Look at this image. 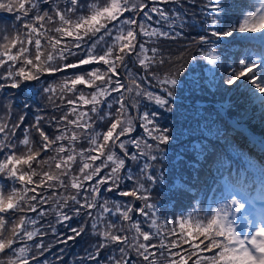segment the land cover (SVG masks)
Wrapping results in <instances>:
<instances>
[{
    "label": "snow or ice",
    "instance_id": "snow-or-ice-1",
    "mask_svg": "<svg viewBox=\"0 0 264 264\" xmlns=\"http://www.w3.org/2000/svg\"><path fill=\"white\" fill-rule=\"evenodd\" d=\"M167 4L175 7L166 10L161 6ZM178 7H183L178 0H90L86 4L81 0H0V9L16 12V20L23 21L14 34L0 29V94L6 87L16 89L23 82L34 81L33 96L42 92L55 112L67 109L58 118L48 119V126L56 129L54 135L44 131V117L39 115L34 124L22 128L23 139L19 140L17 130L25 116L17 123H0V264H31L36 259L33 247L41 253L50 250L35 240L46 227L62 236L56 225L41 224L50 214H54L57 225L65 226L74 217L88 218L85 224L71 228L74 235L67 237L74 240L86 226L101 237L96 251H89L82 259H95L100 250L116 245L107 264H189L190 260L192 264H264V166L247 157L246 169L231 172L235 184H229L227 175L224 178L229 193L235 189L247 195L255 186L256 196L247 203L231 195L230 200L225 197L210 209L208 216L181 215L167 231L156 228L151 232L142 227L140 217L150 228L157 225V205L149 202L150 190L140 177L150 184L163 182V170L154 175L151 162L163 159L162 146L170 136L169 130L157 123L158 112H141V101L129 105L125 93L135 90L148 103L172 111L174 92L170 89L178 86V79H161L151 71L160 53L147 45L154 38L183 35L181 30L189 21ZM205 7L208 11L202 9L203 15L212 17L210 27L223 23L222 0H208ZM233 33L254 43L257 50L245 52L238 65L230 63L224 83L246 87L252 103L264 114V0L226 31L213 28L211 35L216 41L212 43ZM209 42L207 36L198 38V43ZM70 57L78 59L68 63ZM205 59L215 64L218 57L208 54ZM129 60L138 61L145 74H133ZM80 66L93 67L59 81L47 79ZM120 69L127 73L129 83L121 81ZM149 77L163 95L149 90L151 82L148 88L137 82ZM191 78L199 83V77ZM212 84L215 86L214 80ZM133 109L135 117L130 115ZM135 121L141 135L133 137ZM105 123L106 130H98ZM33 127L39 136L36 141L29 138ZM193 148L201 149V145L194 144ZM260 148L264 151V143ZM129 161L140 165V177L133 173ZM229 166L226 159L217 165L221 171ZM249 172L254 174L252 180ZM126 181L132 186L122 190ZM102 189L133 199H113L109 206V200L101 196ZM136 201L143 203L136 207Z\"/></svg>",
    "mask_w": 264,
    "mask_h": 264
},
{
    "label": "trees",
    "instance_id": "trees-1",
    "mask_svg": "<svg viewBox=\"0 0 264 264\" xmlns=\"http://www.w3.org/2000/svg\"><path fill=\"white\" fill-rule=\"evenodd\" d=\"M2 2H7V0H2ZM88 2H90V0H81V3L86 4ZM178 3L182 4L183 7H178L177 10L186 13L187 20L194 18L197 20L198 25L205 24L204 20L207 17L203 15L202 9L205 10V5H207L208 0H178ZM222 4L224 7L223 16H225L221 28L222 31H225V27L228 28L231 26L230 24L226 25L229 20L236 22L238 19H241L243 14H246L249 11V6H252L254 7L253 9H255L254 2L251 3L250 0H222ZM48 7L49 5H42V8ZM166 7L173 8L175 5L168 4ZM16 15V12L9 13L6 10L0 9V29H3L8 34H14L17 30L21 29L23 21H17ZM183 31L184 34L181 37H176L175 39L159 38L148 44L151 46L154 42L153 46L156 47L160 53L157 57V63L153 66L151 71H154L161 79L165 76H174L178 80L186 79L189 76L199 77L200 87H195V96L179 95L173 91V97H175V99L171 105L172 109H194L196 107L194 102L201 100L220 103L223 101L224 96L228 94L227 97H225L229 99L227 105L228 115L237 119H242L243 117H247L252 109V111L257 112V119L254 122H251L253 118L247 119V127L252 133L254 129L255 131L264 134V114L261 113V110L257 105L252 103V98L247 90L240 91V89H238L235 90V92H232L231 90L238 88V86H226L224 83L227 80L230 71L228 64L225 65L224 59L227 57L231 59L233 64L238 65L239 59H241L242 55L240 49L233 48L225 50L223 54H226V56L223 57V61L220 64V77L216 81L217 88L212 91L211 86L206 84L205 77L201 74L203 72L202 62L196 57L197 55L195 56L198 46L203 45L198 43V38L200 36H207L209 38L210 36L206 35L204 32H196L195 24L192 25L190 22L185 25ZM208 31L210 30L208 29ZM194 35H196V37ZM233 35L235 36L237 34L233 33ZM234 43H238L236 46H245L249 50H257L248 43H242L239 41ZM161 58L164 59L163 64L159 63ZM77 59V57H70L68 63H73ZM195 62L196 66L194 67L193 65H195ZM93 66H80L76 69H66L64 72L57 73L47 79L49 82L52 80L59 81L64 76L83 73L90 70ZM129 68L133 74H145L142 67L138 64V61L129 60ZM177 69H180V71L177 72ZM119 71L121 72V81L123 83H129L130 81L127 79V73H125L123 69H120ZM2 74L3 70L0 69V75ZM137 82L145 88V82L143 80H138ZM146 82H148V84L151 82L153 86L155 85V81L152 77H149ZM36 83L37 82L34 81L23 82L20 87L16 89L6 87L3 90V94H0V123H17L21 116L26 117L24 124L21 125V129L17 130L18 140L23 139L22 128L34 124L37 115L44 117V120L41 122V127L45 132L50 135L57 134L55 127L50 128L47 121L52 116L58 118L63 114V111L67 110L65 108L60 112L53 111L42 92L33 96L32 91L34 90ZM239 83L240 82H238V84ZM133 94L134 91L132 93H125L129 105L134 104ZM113 95L115 96L116 94L113 93ZM26 105L28 106L26 107ZM200 108L203 118L208 119L213 115V124L216 125L222 123V125H220L221 128H214L215 132L212 136L199 134L201 133L199 128H202L204 124H202L199 116L194 113L180 114L179 112L176 113L171 111V113L165 114L164 112H161V127L167 128L170 136L169 142L162 147L164 149H169L170 155L165 160L158 159L155 161L157 165L160 166V169L163 170L164 180L162 183L158 182L151 186L149 196L151 197V203H161L162 214L168 215V219L171 221L170 223L175 221L176 217L180 215V208L182 209L186 207L188 209V204L192 203L191 201L193 200V197L198 195L204 187H207L206 184L212 174H215L216 176L227 175L229 180H234L231 176V169L233 162L236 161L242 148L251 151V153L253 152L249 146H246L248 140L244 139V132L234 129L228 123L225 116L221 115L212 104H209L208 106H200ZM114 110L115 108L113 107V111ZM9 113L11 114L9 115ZM130 115L132 117L136 116L134 109L130 110ZM135 123L139 125L138 121H135ZM210 125L211 124H206V127L208 128ZM107 126L108 123L102 124V128L98 130H106ZM29 138L33 141L39 139L38 133L34 127L30 129ZM193 141L201 143L204 150V154L195 162L197 167H190L188 164L189 160L194 159L192 152L187 149L182 150L184 149L185 144H189ZM82 146L86 148L88 145L87 143H84ZM78 147H81V145L78 144ZM21 150L23 151V148H21ZM176 151L184 152L186 159L178 160L173 164L172 158ZM253 156L259 165L264 166L262 154L255 153ZM225 159L230 161V166L228 169L221 171L217 165ZM128 163L132 168V171H137L135 162L129 161ZM177 179L181 180V184L178 187H174L175 185L172 186ZM131 186L132 182L126 181L121 185V188L122 190H128ZM101 196L107 198L109 201L113 199H119L121 201H124L125 199H133L131 197H120L115 192L107 193L104 192L103 189L101 191ZM142 203L143 201H136L135 206L140 207ZM66 211L68 210L66 209ZM133 215L134 217H138V214L136 213ZM87 219L86 216L82 215L80 218L74 217L68 221L67 226L63 224L57 225L54 214H50L41 221V224L56 225L57 232L61 233L62 236L54 235L51 228L46 227L44 229V234L40 237H36L35 240L36 243L42 241L44 249L50 250H45L41 253L33 247L31 249L32 256L36 257V259L41 258L46 264H107V258L116 245L100 250L99 256L95 259H82L89 251H96L95 246L101 242V237L92 234L90 226H86L85 231L81 233V235L76 236L74 240H67L68 236L74 235V233L71 232V228H78L80 225L85 224ZM88 223L90 225V221ZM170 223L166 225L164 231H167ZM63 240H67V242H62ZM153 243H158V240H153ZM183 247L187 248V245H184ZM189 264H192L191 260L189 261Z\"/></svg>",
    "mask_w": 264,
    "mask_h": 264
},
{
    "label": "rangeland",
    "instance_id": "rangeland-1",
    "mask_svg": "<svg viewBox=\"0 0 264 264\" xmlns=\"http://www.w3.org/2000/svg\"><path fill=\"white\" fill-rule=\"evenodd\" d=\"M250 2H254V5H255V9L259 7L260 5V2L261 0H250ZM168 5V4H167ZM151 5L149 4V7ZM162 7H164L166 10L167 9H171L172 7H169L167 8L166 5H161ZM206 6V5H205ZM254 7L252 6H249L248 9L249 11H255V9H253ZM205 11H208V9L205 8ZM125 15H129L128 13H125ZM211 19L212 17L209 16L207 18H205V24L203 25H198L197 23V20L194 19V18H191V19H188V21L194 25L195 24V31L196 32H201V33H205L206 35H209L210 37L208 38L209 39V44L208 45H202V46H198V48L196 49L197 50V53L195 54V56L201 60L202 62V66H203V72L201 73L202 76L205 77V82L206 84H209L212 88V91L215 90L217 88V85H216V81L217 79L220 77V69H221V62L223 61V57L226 56V54H223L225 52V50L227 49H240V52L242 53L241 55V58L244 57V54L245 52H249L250 50L247 49L245 46H236L238 45V43H232V41H225L224 39H229L231 40L232 37H234V35L230 36V37H222L219 41H217L216 43H212L213 41H216V37H213L211 35V32L213 30V28H215V30L217 31H222V24L224 23V19H225V16H222V21L223 23L218 25V26H211ZM242 19V18H241ZM192 21H195V23H193ZM233 23H235V21H232V20H229V22L226 23V25H232ZM208 29L210 31H208ZM179 30V29H178ZM227 30V27H225V31ZM183 31V30H181ZM183 34H184V31H183ZM237 34V33H235ZM183 36V35H182ZM196 37V35H194ZM235 36H238V35H235ZM181 37V36H180ZM156 38H154L152 41H155ZM244 43H248L250 44L251 46H255V48L257 49V46L254 44V43H250L248 41H245L243 40ZM154 42L152 43L151 46L147 45L148 47H154L153 46ZM208 54H211V55H216L218 57V60L215 64H212V63H209L207 59H205V56L208 55ZM231 58V57H230ZM225 61V65L226 64H230L232 63L231 59L227 58L224 59ZM233 64V63H232ZM194 67L196 66V62H195V65H193ZM198 69V67H197ZM193 76H189L187 77L186 79H183V80H178V86L175 87L174 89H172V91H175L177 94L179 95H190V96H195L194 94H196L195 92V87H200L199 83L198 84H195L192 80ZM215 81V86H213L212 84V81ZM145 82V88H148V82L144 81ZM240 89L241 90H247V92L249 93L248 89L246 87H243V86H238V88H234L233 90H231L232 92H235V90H238ZM149 90L151 91H154L156 93H159L161 95H163V93L160 92V89L159 88H156L155 86H153L152 88H150ZM250 94V93H249ZM228 94H226L224 96V99L222 102L218 103V102H207L205 100H201V101H195L194 102V105L196 106L194 109H191V108H183L182 110L180 108H176V109H172V112H176V113H188V114H192L194 113L195 115H198L199 118L201 119V122L202 124H204L202 126V128H199V130H201V133H199L200 135L203 134L205 136H212V134L215 132L214 128H221L220 125H222V123L220 124H213L212 120L214 118L213 115H211L208 119H205L203 118V116L201 115V108L200 106H208L209 104H217L218 106V112L225 116L226 120L228 121V123L236 130H239V131H243L244 134V139H247L248 140V143L246 144V146H249L251 148V150L253 151L251 153V151L247 150V149H244L242 148V150L240 151L238 157L236 158L237 159V162L234 161L233 163L234 164H238L239 162H242L243 161V154H247L249 156H253V154L255 153H260L263 155V161H264V151L261 150L260 148V144L261 143H264V134H262L261 132L259 131H255L253 128V134H251V130L247 127L248 125L246 124L247 123V119H250V118H253V120H251V122H254L256 119H257V116H256V113L257 112H254L252 111L251 109V112L249 115H247V117H243L242 119H237L235 117H232V116H229L228 115V108H227V105H228V98H225L227 97ZM133 98H134V103L139 100L141 101V105H140V111L143 112L144 110H148L149 112H158L159 115L157 117V123L161 126V122H162V114L161 112H164L165 114H168V113H171V112H167L163 109H160L158 108L156 105H154L153 103H148L146 100H144L142 97H138L136 95V91L134 90V94H133ZM175 97L172 98V100H174ZM114 108H115V105H114ZM251 116H255V117H251ZM212 122V123H211ZM206 124H211L210 127H206ZM102 128V125H100L99 129ZM250 134H248V133ZM136 134V135H135ZM259 134V135H258ZM262 134V135H261ZM133 137H136V136H140L141 135V129L139 127V125H137L135 123V131L131 134ZM177 138V137H176ZM194 144H200L199 142L197 141H193L189 144H185V147L184 149L182 150H189L190 152H192V155L194 157V159H191L188 161V164L189 166L190 165H195V162L197 161V159H200L201 156L204 154V150H203V147L201 146V149H195L193 148V145ZM129 150L132 151L131 147L129 148ZM165 150V155L163 156V159L162 160H165L169 157L170 155V150L169 149H164ZM243 152V153H242ZM152 154L154 155H159L158 153L156 152H153ZM254 157V156H253ZM181 159H186V155L184 154V152H179V151H176L173 158H172V163L175 164L178 160H181ZM158 160V159H157ZM262 160V159H260ZM152 163V168L150 169L154 175H159L158 173V169H160V166L157 165V163L154 161V162H151ZM136 164V167L138 169V167L140 166L137 162H135ZM133 173L135 175H137L138 177H140V174L137 173V171H133ZM212 176V175H211ZM210 178L208 179V183L211 179H214L213 178ZM140 182L141 183H144L146 187L149 188V190L151 189V186L153 184H150L147 180H144L142 177H140ZM208 183L206 184V186L208 185ZM181 184V180L177 179L176 181H174V184L172 186L174 187H178L179 185ZM171 186V187H172ZM208 189V186L207 187H204V189L198 193V195H195L193 197V200L191 201L192 203H189L188 204V209L185 207V208H180L179 210V214L178 217H176L175 221L179 220L181 215L185 216V217H188V216H194V217H201L202 218V214H203V210H204V213L206 214L207 211L203 205V198L205 196V193ZM150 192V191H149ZM149 195V193H148ZM117 200V199H115ZM119 200V199H118ZM129 199H125L124 201H127ZM131 200V199H130ZM112 201H109V206L112 205ZM121 201V200H119ZM123 202V201H122ZM150 202V201H149ZM157 205V215L154 217L156 220H157V225L155 227H149L148 225L144 224L143 223V218L140 217L141 221H142V227L144 226V230L146 231H151V232H155L156 228H160L162 231H164V229L166 228V225H165V221L167 220L168 223H170L171 221H169L168 219V215H163L162 214V211H161V203H156ZM213 209V208H212ZM110 219H115V218H112L110 217ZM173 226L172 223H170L169 227ZM176 227L178 228V225H176ZM31 243V242H29ZM188 247V245H187ZM31 264H46L44 261L41 260V258L39 259H36V260H31Z\"/></svg>",
    "mask_w": 264,
    "mask_h": 264
}]
</instances>
